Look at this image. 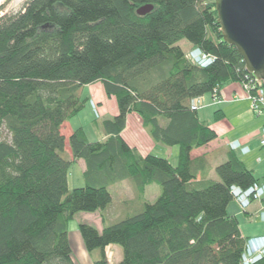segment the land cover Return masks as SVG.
<instances>
[{"label": "trees", "instance_id": "16d2710c", "mask_svg": "<svg viewBox=\"0 0 264 264\" xmlns=\"http://www.w3.org/2000/svg\"><path fill=\"white\" fill-rule=\"evenodd\" d=\"M2 8L0 264H75L68 222L79 212H104L110 186L124 180L135 188L138 211L111 223L102 213V230L79 225L86 249L99 251L95 264H108L110 245L123 251L116 264H244L248 239L228 212L231 187L260 180L232 150L215 169L220 180L206 179V160L192 158L218 138L192 99L254 78L224 40L215 1L28 0L14 14L1 15ZM183 40L214 63L193 64ZM97 82L115 97L118 114L94 121L102 138L76 128L69 155L62 126L84 109L83 90ZM130 113L156 143L179 147L176 166L126 142ZM78 159L85 185L70 190ZM152 184L160 187L153 202L144 199ZM252 264H264V256Z\"/></svg>", "mask_w": 264, "mask_h": 264}, {"label": "crops", "instance_id": "0c3cea01", "mask_svg": "<svg viewBox=\"0 0 264 264\" xmlns=\"http://www.w3.org/2000/svg\"><path fill=\"white\" fill-rule=\"evenodd\" d=\"M86 89L90 92V99L95 100L98 103L100 107L99 110H101L102 116L114 117L118 114V106L114 99H112L115 97H108L102 85L100 86V84L98 85V83H95L86 86ZM108 101L109 107H107ZM203 102L204 107L199 110L200 117L205 120L210 125V127L218 134V138L215 141L201 148H197L192 152L193 159L203 158L204 160H206L208 165L207 168L209 171L206 175V179L216 180L212 178V173L219 165L218 161L224 162L225 160H227L228 154L231 151L229 146V143L231 142L230 138H237L235 140H240L242 143L248 145L251 149L250 153L246 155H243L241 153L240 155H238L246 163L248 168L254 171L255 177L261 182L264 181V146H261L259 144V139L263 137L262 129L264 127V119L262 123L257 124L252 129H238L235 125L230 123V120L228 118L229 113L232 110V106L238 109L241 108L245 113L250 114L251 103L248 98L247 92L243 88V85L240 82H229L225 84L221 89V102L212 104L211 95H205L203 97ZM237 104L240 105L236 106ZM217 115L219 117H217ZM94 119L93 109L87 102L81 112H79L69 121H66L63 124L62 132L66 137V141L68 142L69 136L78 127H83L86 132L93 138H102L103 134L101 130L99 128H95L94 126ZM122 136L130 146L137 148V150L142 155L153 154L159 156V154H157V151L164 150L162 149V145L156 143L151 138L149 133L145 130L142 119L137 113H130L127 116V124L126 128L122 132ZM165 150H168V152H171L173 153V155H175V158L174 160H171V163L176 166L179 162V151L178 154H176V151H172V149ZM164 158H167L170 161L171 156H166ZM85 169L86 164L83 167V178ZM122 183H124L125 185L128 184L132 187V184L128 180H124L122 181ZM125 185L124 188L126 187ZM154 190L155 195L159 196V192H156V189ZM132 193L133 192L126 195L127 197H130L128 198L127 202L132 201ZM263 208L264 199L262 201H254L246 210L241 209L238 203H236L235 205L230 204L228 207V212L238 218L243 236L249 239L252 237L264 235V221L259 217V213ZM94 226H96L99 230H102L103 228V224H95ZM116 248L117 247H115V245L108 246L106 248V255L108 254V252H112L117 253L120 257V251ZM122 257L123 254L119 259L121 260ZM120 260H118L116 263H118Z\"/></svg>", "mask_w": 264, "mask_h": 264}, {"label": "rangeland", "instance_id": "374dc122", "mask_svg": "<svg viewBox=\"0 0 264 264\" xmlns=\"http://www.w3.org/2000/svg\"><path fill=\"white\" fill-rule=\"evenodd\" d=\"M27 1L28 0H2V2L0 4V7H3L2 11H1V15L5 14V13L14 14V13L21 11ZM179 46H181L184 49L185 53H188V51L192 48V45L189 44L186 40L181 41L179 43ZM97 83H98V85L100 84V86L102 85V87L104 89V85L102 82H97ZM89 95H90V92H89V90L87 91V89L85 87L83 90L82 98L85 99V97H86L87 102L89 103V105H91V99H90ZM208 95L210 96V94H207L206 96H208ZM112 99H114V101L117 104L116 99L115 98H112ZM206 99H207V97H206ZM238 105H240V104H237L236 106H238ZM117 106H118V104H117ZM107 107H109V101L107 102ZM93 114H94V118H95L94 121L95 120L102 121L103 119H106L109 117L112 118V116H106V117L102 116L101 110H99V116H97L94 111H93ZM228 118L230 120V123L235 125L238 129H252L257 124L262 123V121L264 119V115L263 116H257L252 111V109L250 110V114L245 113L243 109H241V108L238 109V108H235L234 106H232V110L229 113ZM94 121H93V123L95 126ZM95 128H97V127L95 126ZM2 131L4 134L3 136L8 137V132L4 127L2 128ZM235 139H237V138H230V141L235 140ZM259 140H261V139H259ZM259 144H260V141H259ZM161 145H162V149H164V150L163 151H157V154H159L160 157L171 156L170 162H171V160H174L175 155H173V153L168 152V150H165V149H172V151H176V154H178L179 147L178 146H165L163 144H161ZM66 148H67L68 154L71 155V151H70V147H69L68 142H67ZM238 154L240 155V153H238ZM221 162L222 161H218V164H220ZM84 165H85V162L82 159L76 160V162L72 165L70 172H69V188H70V190H73L74 188H79V187H82L85 185L84 184V178H83V167H84ZM212 178H214L216 180H220L216 171H214L212 173ZM124 185H125L124 183L119 182V183H116V184H113L110 186V191H111L112 196H113V201L108 206L106 211H104V212L97 211L94 213H92V212H79L74 216L73 219H71L68 222V235H69L70 245L72 248V258H73V261L75 264H95L96 258L99 257L98 256L99 251H95L94 253H90L86 249L85 243L83 241V238H82V235H81V232L79 229V225L81 223L100 225V224H102V218H101L102 213H104L106 215L108 223L117 222L118 220H120V219H122L128 215L134 214L135 212L138 211V209L140 207V201L137 198L135 188L133 186L131 187L128 184H126L125 185L126 187L124 188ZM154 189H156V192H159V194H160V187L157 184L149 185V186H147L146 192L144 194V198L146 200L151 201V202L156 200L158 195H155ZM131 192H133L132 193L133 194L132 201L127 202L128 198H130V197H127L126 195L131 194ZM236 203L237 202L234 200L231 204L235 205ZM115 247H117L116 249H119L120 257L117 253L108 252V254L106 255V261L108 264H115L118 260H120L119 258H121L122 254H123L122 248L119 245H115Z\"/></svg>", "mask_w": 264, "mask_h": 264}, {"label": "water", "instance_id": "95a60500", "mask_svg": "<svg viewBox=\"0 0 264 264\" xmlns=\"http://www.w3.org/2000/svg\"><path fill=\"white\" fill-rule=\"evenodd\" d=\"M224 40L235 46L247 70L264 80V0H215ZM152 5L138 9L146 14Z\"/></svg>", "mask_w": 264, "mask_h": 264}, {"label": "built area", "instance_id": "2783aa9c", "mask_svg": "<svg viewBox=\"0 0 264 264\" xmlns=\"http://www.w3.org/2000/svg\"><path fill=\"white\" fill-rule=\"evenodd\" d=\"M187 58L199 67H207L214 63L215 56L204 51L201 47L194 46L188 53ZM252 74V73H251ZM253 75V74H252ZM254 76V75H253ZM248 94L251 103V109L257 116L264 115V80L254 78L241 83ZM212 104L221 102V91L215 89L211 94ZM91 107L95 114L99 116V106L94 100H91ZM204 107L203 97L194 98L191 101L193 110H200ZM263 137L260 145L264 146V127L262 129ZM230 149L234 152L246 155L251 149L248 145L240 140H234L229 143ZM231 191L235 201L241 209H248L254 201H262L264 199V181L254 182L246 189L233 185ZM259 217L264 221V208L260 211ZM264 256V235L252 237L247 240L245 250L242 255L244 264H252Z\"/></svg>", "mask_w": 264, "mask_h": 264}, {"label": "bare ground", "instance_id": "6f19581e", "mask_svg": "<svg viewBox=\"0 0 264 264\" xmlns=\"http://www.w3.org/2000/svg\"><path fill=\"white\" fill-rule=\"evenodd\" d=\"M2 0H0V4H1Z\"/></svg>", "mask_w": 264, "mask_h": 264}]
</instances>
